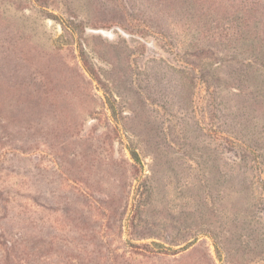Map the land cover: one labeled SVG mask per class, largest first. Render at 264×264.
I'll return each mask as SVG.
<instances>
[{"label": "rangeland", "instance_id": "374dc122", "mask_svg": "<svg viewBox=\"0 0 264 264\" xmlns=\"http://www.w3.org/2000/svg\"><path fill=\"white\" fill-rule=\"evenodd\" d=\"M214 6L0 0V264H132L202 230L225 264H264L259 67ZM178 258L223 264L206 236Z\"/></svg>", "mask_w": 264, "mask_h": 264}, {"label": "trees", "instance_id": "16d2710c", "mask_svg": "<svg viewBox=\"0 0 264 264\" xmlns=\"http://www.w3.org/2000/svg\"><path fill=\"white\" fill-rule=\"evenodd\" d=\"M256 2H247V0H214V11L217 16V25H219L217 28L220 29V24L225 23L226 27L230 28L229 31H231L232 29L234 30V34L230 38V42L234 44V46L240 44L248 46V49L246 50V53L248 54L247 59L250 62H255V64L259 67L258 71L256 72L258 76H256L255 79L258 80V82L256 83H258V86H260V92L264 97V12H262L258 7H254L258 6ZM250 6H252L253 8ZM246 17L249 20L248 25L244 28H241L242 23L245 24L247 20ZM257 21L260 23H255ZM222 29L225 31L223 27ZM222 34L223 33H221V36L225 37V33L223 35ZM243 53L246 55L245 52ZM255 87L257 88V86ZM256 130L257 127L254 124H252L249 129L246 130V137L248 140H254V138H256ZM240 141L242 142V139H240ZM228 143H230L229 145L232 146L229 147L230 149L232 148L231 150H229V152L233 154L236 162L240 156V154L236 152V148H238L239 145L238 139L235 137H228ZM130 152L133 160L136 163L140 164L141 159L137 151L131 150ZM259 171L261 170L259 169L258 172ZM252 172H254L253 169ZM262 172L264 173V170H262ZM244 175H246L247 177L248 175H250V173L246 171ZM251 175L252 181H250V184L255 190L260 181H262L261 183H263L264 178H259V176H257V172L256 174ZM254 190H252V192H254ZM221 195L222 194L220 192L219 203H225V201L227 200L226 196L224 195V197ZM134 217L135 216H133V218ZM200 236L210 237L213 240L217 258L221 263L225 264L226 262L230 261L228 249L226 250V248H224L226 244H222L218 240L215 232L207 230H202L200 232L194 233L192 238L178 249L173 248L172 244V246L167 247L164 244H158L155 242H152L151 244H131L129 253L130 256L128 259L132 264H134V261L131 260H135L137 258H145L147 260H165L167 258H173L172 260H169L168 264H180L184 259H179L178 256L187 253L191 248H193L198 243ZM241 239L242 237L240 236V241ZM125 260H127V258Z\"/></svg>", "mask_w": 264, "mask_h": 264}]
</instances>
